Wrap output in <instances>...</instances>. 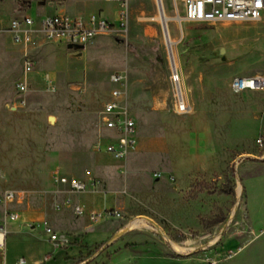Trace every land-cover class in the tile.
I'll list each match as a JSON object with an SVG mask.
<instances>
[{
	"label": "rangeland",
	"instance_id": "1",
	"mask_svg": "<svg viewBox=\"0 0 264 264\" xmlns=\"http://www.w3.org/2000/svg\"><path fill=\"white\" fill-rule=\"evenodd\" d=\"M164 8L173 47L157 0H128L124 26L119 5L108 0H0V197L22 190L51 213L66 186L52 179L45 158L60 152L71 158L63 169L101 179L120 212L106 221L107 241L86 244L56 229L64 264H264V164L249 165L260 162L264 90L230 88L235 76L264 74V11L256 21L206 23L185 20L181 1L164 0ZM58 12L97 13L113 29L77 50L11 41L12 17ZM26 53L35 63L28 74ZM174 59L185 113L171 78ZM114 73L125 77L124 104L139 137L123 160L94 149L112 137L102 110ZM21 79L25 93L16 87ZM189 204L200 224L188 222Z\"/></svg>",
	"mask_w": 264,
	"mask_h": 264
},
{
	"label": "built area",
	"instance_id": "2",
	"mask_svg": "<svg viewBox=\"0 0 264 264\" xmlns=\"http://www.w3.org/2000/svg\"><path fill=\"white\" fill-rule=\"evenodd\" d=\"M119 5V24L124 26L127 23L128 0H108ZM181 1L184 6V19L191 22H245L261 19L264 11V0H174V3ZM113 29V24L104 16L92 13L89 16L70 15L68 13H56L33 17L24 15L13 18L8 27L15 44L28 47L37 41L62 43L71 46L72 49L86 47L98 35L108 33ZM34 60L26 53L24 57V72L31 73L34 70ZM49 87L53 88L49 75ZM171 78L174 83L178 97V111L188 112L189 104L182 91V76L174 59L172 64ZM114 88L111 91L110 99L104 104L102 120L104 127L112 133V137L105 141H98L94 145L95 151L112 155L116 159H126L132 149L138 144L137 123L130 110L124 104L126 95V81L122 74L114 73L111 76ZM27 81L21 79L16 83L19 93L27 91ZM230 88L235 93L245 91L264 90V74L254 73L251 75L235 76L230 81ZM24 101H21L23 103ZM255 144L260 153L257 158L264 161V133L259 134ZM52 179L68 187L70 193H83L89 189H96L103 185L101 179L95 176L79 178L74 174L67 173L63 168L57 167L51 171ZM28 200V194L22 190H7L0 197L2 217L0 218V264H6V243L7 230L4 227L5 221H18L19 211L13 207ZM62 207H73L78 215H83L85 209L79 204H73L70 197L56 204L57 209ZM117 209H103L101 211L88 213L92 222L119 216ZM28 226L34 228L41 226L48 235L49 240L57 247L60 243V233L52 226L51 222L44 218L41 221H32ZM18 263H25L20 259ZM212 264H215L214 262Z\"/></svg>",
	"mask_w": 264,
	"mask_h": 264
},
{
	"label": "crops",
	"instance_id": "3",
	"mask_svg": "<svg viewBox=\"0 0 264 264\" xmlns=\"http://www.w3.org/2000/svg\"><path fill=\"white\" fill-rule=\"evenodd\" d=\"M17 17L22 16H14L12 19ZM10 38L13 42L12 35H10ZM45 160L46 164L50 166L51 171L57 167L67 170V167L71 163V158L62 155L60 152L47 154ZM250 162L249 165L264 164V161ZM87 177L88 175L79 178ZM59 191L64 193V199L62 201H64L66 197H70L74 205L79 204L84 207L85 213L83 215H78L75 213L73 207L55 208L51 213H47L41 207L36 208L32 206L28 200L24 208L14 207L19 211L20 219L18 221L4 222V227L7 230L6 264H20L18 263L20 259L25 260L23 264H64V261L61 260L64 251L56 247L49 240L48 235L41 226H36L34 228L29 227L28 223L32 221L38 222L47 218L55 230H68L74 234L82 235L84 243L86 244L107 241L111 237V231L109 227L106 226V221L109 219L92 222L88 218V213L90 212L101 211L116 205V202L111 197V193H108L107 190L104 189V183L99 188L89 189L83 193H70L67 186L63 189L60 188ZM81 194L86 195L87 199H78L76 201L74 195L80 196ZM195 201L197 200H191V202ZM194 207L195 206L189 204L188 209L186 208L184 210V214L190 216L191 220L188 221L190 224H200L198 222L199 220H197L199 213L195 211ZM1 217L2 207L0 205V218Z\"/></svg>",
	"mask_w": 264,
	"mask_h": 264
},
{
	"label": "bare ground",
	"instance_id": "4",
	"mask_svg": "<svg viewBox=\"0 0 264 264\" xmlns=\"http://www.w3.org/2000/svg\"><path fill=\"white\" fill-rule=\"evenodd\" d=\"M157 3H158V7H159L157 18L162 22L163 27L167 29L168 22L172 18L165 11L164 0H157ZM165 37H166V41H167L168 46L173 47L174 40L172 39L171 34H169V32H168V34L165 35ZM52 119L54 120V117H52ZM137 221H138V218H136L134 221H132V224L135 225L137 223Z\"/></svg>",
	"mask_w": 264,
	"mask_h": 264
},
{
	"label": "water",
	"instance_id": "5",
	"mask_svg": "<svg viewBox=\"0 0 264 264\" xmlns=\"http://www.w3.org/2000/svg\"><path fill=\"white\" fill-rule=\"evenodd\" d=\"M164 31H165V35L168 34V30L166 28H164ZM71 48V46H69Z\"/></svg>",
	"mask_w": 264,
	"mask_h": 264
},
{
	"label": "trees",
	"instance_id": "6",
	"mask_svg": "<svg viewBox=\"0 0 264 264\" xmlns=\"http://www.w3.org/2000/svg\"><path fill=\"white\" fill-rule=\"evenodd\" d=\"M229 192H233V190L231 189V190L228 191V193H229Z\"/></svg>",
	"mask_w": 264,
	"mask_h": 264
}]
</instances>
